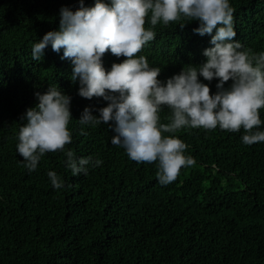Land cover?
<instances>
[{
    "label": "trees",
    "instance_id": "1",
    "mask_svg": "<svg viewBox=\"0 0 264 264\" xmlns=\"http://www.w3.org/2000/svg\"><path fill=\"white\" fill-rule=\"evenodd\" d=\"M81 3L90 8L96 0H0V264H264V142L245 145L243 129L165 133L187 145L194 164L161 185L156 163L135 162L111 143L114 122L79 124L85 108L99 118L108 102L78 94L63 49L56 53L49 44L40 61L32 59L33 45L60 30L61 9L75 12ZM229 3L242 50L264 52V0ZM198 27V21L182 20L153 29L155 39L139 55L161 69V82L207 61L203 53L213 47L212 37L196 34ZM123 59L110 51L102 58L108 71ZM199 80L216 94L219 80ZM50 86L72 98L66 150L102 161L86 175L72 174L64 152L46 153L35 171L18 153L19 129L27 122L22 117L38 105L35 93ZM170 115L163 107L160 122ZM260 116L264 121V109ZM49 171L63 188L52 186Z\"/></svg>",
    "mask_w": 264,
    "mask_h": 264
},
{
    "label": "clouds",
    "instance_id": "2",
    "mask_svg": "<svg viewBox=\"0 0 264 264\" xmlns=\"http://www.w3.org/2000/svg\"><path fill=\"white\" fill-rule=\"evenodd\" d=\"M234 11L229 0H96L94 7L73 12L61 9L60 30L48 32L33 45L32 59L40 61L45 49L52 50L73 64V83L79 82L82 98H103L108 106L85 108L78 120L82 126L95 127L114 122L115 136L111 143L126 150L128 157L138 163H156L157 179L161 185L174 182L181 169L194 164L186 156L187 145L174 135L184 128H203L239 132L242 142L253 145L264 142V131L258 130L264 121V52L251 54L242 50L235 40ZM150 16L151 27H146ZM182 20L198 21L194 29L200 36H211V45L203 53L207 61L200 66H185L165 83L161 69L151 67L146 56L139 55L144 46L155 39L153 30ZM185 24L181 23V28ZM215 33V34H213ZM111 52L122 63H114L108 71L103 56ZM216 79L217 92L211 94L207 84ZM231 81V86L225 84ZM39 103L29 108L22 119L17 150L24 166L35 171L46 153L64 152L65 163L74 176L87 174L89 167L102 164L92 157L77 159L66 146L72 143L69 124L72 120L71 97L50 86L45 94L35 93ZM171 110L168 123L160 122L163 107ZM80 135L88 133L81 131ZM56 189L64 181L49 171Z\"/></svg>",
    "mask_w": 264,
    "mask_h": 264
}]
</instances>
